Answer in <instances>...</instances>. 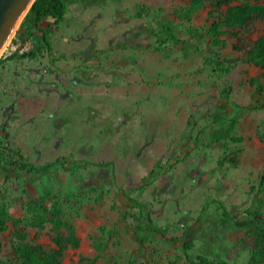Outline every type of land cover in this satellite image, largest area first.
<instances>
[{"label": "rangeland", "instance_id": "obj_1", "mask_svg": "<svg viewBox=\"0 0 264 264\" xmlns=\"http://www.w3.org/2000/svg\"><path fill=\"white\" fill-rule=\"evenodd\" d=\"M65 1L63 21L45 18L34 26L24 16L0 53V145L37 164L60 156L112 161L114 176L110 167L91 165L41 175L2 167L0 203L22 221L17 228L9 221L0 234V264H22L13 256V240L54 247L49 224L32 227L23 208L40 197L49 209L57 206L76 228L79 246L67 248L60 264L94 254L100 227L123 231L122 215L127 213L126 223L131 224L136 212L117 187L132 190L148 205L152 220L168 235L187 230L194 238L189 251L193 259L202 255L247 264L254 238L264 228V217L245 214L264 213V192L250 189L264 167V110L248 111L239 119L235 133L242 142L204 145L219 127L211 115L224 112L223 88H232L226 114L231 117L235 105L259 99L250 79L263 69L239 61L229 73L220 74L204 60L214 54L241 58L250 41L264 36V20L241 32L239 41L228 34L224 46H215L192 34L177 16L176 9L188 0ZM212 8L205 2L193 15L192 26L207 25ZM159 40L163 46L156 51ZM30 52L35 55L9 58ZM198 131L201 149L191 150ZM188 151L183 163L174 169L159 165L155 180L143 181L157 161H173ZM227 153L234 154V162L218 167ZM214 199L236 219L223 217ZM110 263L188 264L181 242L157 235L140 245L131 233L122 235L120 245H110L95 264Z\"/></svg>", "mask_w": 264, "mask_h": 264}, {"label": "trees", "instance_id": "obj_2", "mask_svg": "<svg viewBox=\"0 0 264 264\" xmlns=\"http://www.w3.org/2000/svg\"><path fill=\"white\" fill-rule=\"evenodd\" d=\"M260 1L261 0H245L243 2L231 4L230 0H188L185 6H180L176 9V14L179 18L188 23V29L192 31V34H199L201 38L207 39L212 45L224 46L225 40L223 36L230 34L239 41L241 32L249 31L255 21L264 20V3ZM205 2H209L213 6V8L208 11L209 23L195 28L192 26V17ZM223 6L226 8L224 9ZM66 11L65 0H34L24 19H31L34 26H38L45 18H50L58 23L63 21ZM40 32L42 42L45 44L46 49L50 50L51 43L45 31L41 30ZM170 37L173 38L174 35L170 33ZM162 46L163 42L159 40L157 41V46L153 48L156 51H161ZM149 48H152V46L149 45ZM234 49L238 51L235 45ZM34 55L33 52L21 54L19 56L17 54H11L9 58H24ZM239 61H244L263 69L259 77L250 79V82L256 87L259 99H256L254 103L249 105H235L234 114L231 117H227V105L232 88L230 86L223 88L221 93L223 99L221 108L224 112L223 114L211 115L212 121L218 124L219 127L210 132L209 140L204 147H210L220 141L232 143L242 142L243 137L235 133L239 119L248 111L264 110V36L260 35L256 39L250 41L243 51L241 58L220 59L217 54H214L212 57H207L204 63L211 66L214 71L220 74H227ZM200 133L201 131H198L191 150L201 149L199 145ZM188 156L189 151L180 156H176L173 161H171L170 157H168L164 163L157 161L148 175L143 177V181H148L149 183V178L153 177L155 168L159 165H167L169 169H174L178 164L183 163ZM234 160V154L227 153L224 157L219 158L217 166L221 168L226 162L233 163ZM87 165L110 167L112 175L114 176L112 161L94 162L86 159L67 160L60 156L51 161L37 164L29 160L21 159L18 153H15L13 149L8 146L0 145V169L5 166L23 173L41 175L49 173L55 168L67 172H74ZM153 180H155V177L151 179V181ZM255 188L257 191L264 192V167L259 176L257 185H252L250 187L251 190ZM116 190L128 203L129 207L136 209V212L131 215L132 223H126L127 213H124L121 217L122 220L125 221L123 231L117 227L106 229L104 226H101V237L96 242L95 253L90 256H79L74 264H95L99 259L105 256V252L110 245L117 246L121 244V238L124 233H131V236L140 245L149 241L151 236L157 235L168 242H181L184 261L188 264H229L226 261L210 260L202 255H196L193 259L189 251L192 250L194 246V238L187 230H184L178 236L168 235L162 226L156 224L152 220L149 206L133 196L132 190H126L120 187H117ZM212 202L218 205L223 217L230 220L236 219V216L229 213L227 207L221 200L214 199ZM23 208L30 219V225L32 227L43 229L46 224H49V231L53 234L52 242L54 247L45 249L39 243L13 240L11 242V248L13 256L17 261L22 264H60L63 253L67 248H77L79 246V239L76 235L75 226L62 217L61 211L57 206L49 209L45 204L44 197H40L37 203H32L30 201L25 202ZM245 214L256 220H262L264 217V213L261 211L251 212L246 210ZM9 221L12 222L14 228H17L22 219L12 217L8 213L7 207L0 203V234L7 228V223ZM14 234L19 235L20 233L15 231ZM262 263H264V228L260 230L254 238L253 248L247 264Z\"/></svg>", "mask_w": 264, "mask_h": 264}, {"label": "water", "instance_id": "obj_3", "mask_svg": "<svg viewBox=\"0 0 264 264\" xmlns=\"http://www.w3.org/2000/svg\"><path fill=\"white\" fill-rule=\"evenodd\" d=\"M34 0H0V53Z\"/></svg>", "mask_w": 264, "mask_h": 264}, {"label": "bare ground", "instance_id": "obj_4", "mask_svg": "<svg viewBox=\"0 0 264 264\" xmlns=\"http://www.w3.org/2000/svg\"><path fill=\"white\" fill-rule=\"evenodd\" d=\"M6 45H7V44H6ZM6 45H5V46H6ZM5 46H4V48H5ZM4 48H3V49H4ZM3 49H2V51H3Z\"/></svg>", "mask_w": 264, "mask_h": 264}]
</instances>
